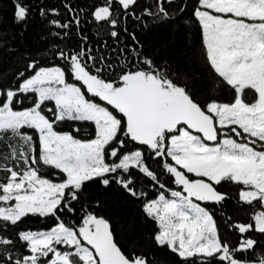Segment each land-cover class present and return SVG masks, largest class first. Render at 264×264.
I'll list each match as a JSON object with an SVG mask.
<instances>
[{
    "label": "snow or ice",
    "instance_id": "snow-or-ice-1",
    "mask_svg": "<svg viewBox=\"0 0 264 264\" xmlns=\"http://www.w3.org/2000/svg\"><path fill=\"white\" fill-rule=\"evenodd\" d=\"M0 264H264V0H0Z\"/></svg>",
    "mask_w": 264,
    "mask_h": 264
},
{
    "label": "trees",
    "instance_id": "trees-1",
    "mask_svg": "<svg viewBox=\"0 0 264 264\" xmlns=\"http://www.w3.org/2000/svg\"><path fill=\"white\" fill-rule=\"evenodd\" d=\"M251 215H252L251 210H248L246 212V215H241L240 219H241V221H243L247 217L249 219V222H251V220H250ZM26 224L28 227H31L34 230L39 229L41 227L48 226L46 221L40 220L38 218H32L30 220H27ZM232 239L235 241L237 239V237L233 236Z\"/></svg>",
    "mask_w": 264,
    "mask_h": 264
}]
</instances>
